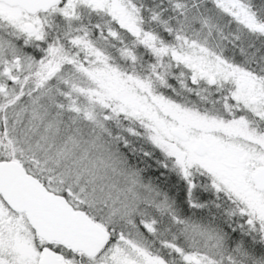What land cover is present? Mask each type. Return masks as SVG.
I'll list each match as a JSON object with an SVG mask.
<instances>
[{
    "label": "snow or ice",
    "instance_id": "obj_1",
    "mask_svg": "<svg viewBox=\"0 0 264 264\" xmlns=\"http://www.w3.org/2000/svg\"><path fill=\"white\" fill-rule=\"evenodd\" d=\"M0 264H264V0H0Z\"/></svg>",
    "mask_w": 264,
    "mask_h": 264
}]
</instances>
